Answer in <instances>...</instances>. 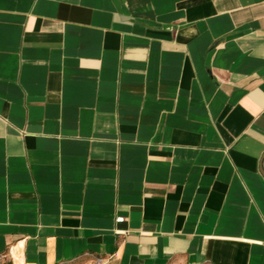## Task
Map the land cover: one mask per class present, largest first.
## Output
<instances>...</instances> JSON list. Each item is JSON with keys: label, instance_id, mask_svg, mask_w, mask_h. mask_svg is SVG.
I'll return each mask as SVG.
<instances>
[{"label": "crops", "instance_id": "1", "mask_svg": "<svg viewBox=\"0 0 264 264\" xmlns=\"http://www.w3.org/2000/svg\"><path fill=\"white\" fill-rule=\"evenodd\" d=\"M0 256L264 264V0H0Z\"/></svg>", "mask_w": 264, "mask_h": 264}, {"label": "built area", "instance_id": "2", "mask_svg": "<svg viewBox=\"0 0 264 264\" xmlns=\"http://www.w3.org/2000/svg\"><path fill=\"white\" fill-rule=\"evenodd\" d=\"M124 218H117L116 222L117 223H122ZM4 257L0 256V260H2ZM104 260L102 258H94L92 261V264H103Z\"/></svg>", "mask_w": 264, "mask_h": 264}, {"label": "rangeland", "instance_id": "3", "mask_svg": "<svg viewBox=\"0 0 264 264\" xmlns=\"http://www.w3.org/2000/svg\"><path fill=\"white\" fill-rule=\"evenodd\" d=\"M0 264H8V263L6 262V260L4 261V259H2L0 260Z\"/></svg>", "mask_w": 264, "mask_h": 264}]
</instances>
